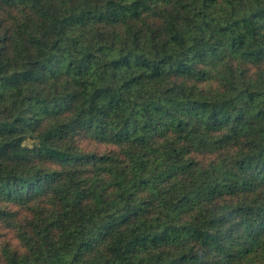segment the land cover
Here are the masks:
<instances>
[{
	"label": "trees",
	"instance_id": "obj_1",
	"mask_svg": "<svg viewBox=\"0 0 264 264\" xmlns=\"http://www.w3.org/2000/svg\"><path fill=\"white\" fill-rule=\"evenodd\" d=\"M0 222V264H264V0H0Z\"/></svg>",
	"mask_w": 264,
	"mask_h": 264
},
{
	"label": "rangeland",
	"instance_id": "obj_2",
	"mask_svg": "<svg viewBox=\"0 0 264 264\" xmlns=\"http://www.w3.org/2000/svg\"><path fill=\"white\" fill-rule=\"evenodd\" d=\"M255 70V68H253ZM15 241L14 232L4 226L3 223L0 222V249L4 244H11Z\"/></svg>",
	"mask_w": 264,
	"mask_h": 264
}]
</instances>
